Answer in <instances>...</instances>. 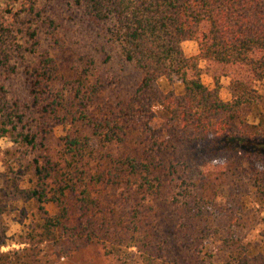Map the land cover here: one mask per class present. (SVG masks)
<instances>
[{"label":"trees","instance_id":"obj_1","mask_svg":"<svg viewBox=\"0 0 264 264\" xmlns=\"http://www.w3.org/2000/svg\"><path fill=\"white\" fill-rule=\"evenodd\" d=\"M76 2L142 76L126 98L95 103L98 84L82 73L68 79L48 51L39 53L29 64L31 104L25 105L39 114L33 129L0 85V138L12 135L35 150L39 136L62 132L53 155L39 152L30 159L29 196L40 214L41 242L61 246L65 234L103 243L112 254L121 233L143 252L141 261L122 257L121 263L211 264L205 261L213 254L208 239H219L212 222L230 206L223 184L210 183L204 165L218 164L223 182L242 179L264 201V0ZM34 4L28 5L37 21L25 31L28 48L14 41L17 49H11L9 23L0 14V68L7 74L24 51L35 52L42 26L55 29ZM185 40L197 43V54L184 53ZM200 60L205 69L230 77L228 100L219 96L217 83H203ZM183 145L195 161L181 157ZM167 188L174 189L167 203L178 218L172 231L160 225ZM47 202L55 206L51 215L43 208ZM235 242L227 264H264V255Z\"/></svg>","mask_w":264,"mask_h":264},{"label":"rangeland","instance_id":"obj_2","mask_svg":"<svg viewBox=\"0 0 264 264\" xmlns=\"http://www.w3.org/2000/svg\"><path fill=\"white\" fill-rule=\"evenodd\" d=\"M31 1L0 0V14L10 25L7 31L12 41L11 49H17L14 41L23 45V48L25 45L29 46L25 31L28 26L33 28L37 25L35 18L28 12ZM35 1L34 5L40 10L41 18L53 19L54 23L51 27L54 26L55 29L42 26L40 45L36 47L35 52L24 51V59L15 61V72L7 74L0 68V85H3L4 94L9 103L16 101L20 105V113L24 115L25 125L31 123V129H33L40 122L39 114L34 110L27 111L25 105L31 104L28 88L29 64L38 59L39 53L45 51L54 57L58 68L68 79L82 73L88 77L87 81L91 84L100 86L94 99L95 103L107 100L117 102L134 92L141 80V72L132 63L124 60L117 45L106 34L105 27L85 16L76 0ZM181 47L186 55L198 53V45L195 41L183 42ZM199 65L203 68L201 73L203 83L208 87H214L217 83L219 96L223 100H228L231 97L230 77L223 75L220 69H205L203 60L199 61ZM158 83L161 88L167 87L165 79H160ZM174 89L179 92L181 87L175 85ZM158 122L155 121L154 126ZM60 135H62L61 130L56 129L46 138L39 136L37 140L40 146L35 150L15 142L12 135L0 138V264H24L21 261L31 257L33 262L30 264H113L116 262L120 264L125 257L132 258L136 262L141 261L143 252L136 245H128L129 240H124L121 233L113 242L112 254L103 243L84 241L65 234L59 238L61 246H55L51 241L41 242L40 214L35 202L29 196L28 178L32 172L30 159L37 156L39 152L53 155ZM180 154L184 159L196 160L192 150L186 145L181 147ZM205 167L208 169L206 174L210 183L214 186L218 183L223 184L221 193L228 195L227 205L230 206L225 214H217L212 222V227L218 231L216 233L219 239L217 237L208 239V245L213 254L206 257L205 261L211 264H227L229 253L236 248V238L240 239L247 249H251L262 257L264 255V201L256 197L242 179L226 178L223 182L222 168L218 164L206 163L204 169ZM217 176L219 178L214 179ZM167 189L166 204L161 205L163 209L160 213V225L172 231L177 227L178 218L176 214H172V209L167 203L174 189ZM234 195L238 198L231 199ZM237 201L238 204H236ZM240 204L241 208H239ZM43 208L49 215L55 211V206L51 202L44 203ZM237 210H239L238 214ZM215 214L214 212L213 217ZM59 247H61L59 253L51 254L52 249L59 251ZM23 248L26 250L22 251ZM27 253L29 256L21 258L19 262L15 261Z\"/></svg>","mask_w":264,"mask_h":264},{"label":"crops","instance_id":"obj_3","mask_svg":"<svg viewBox=\"0 0 264 264\" xmlns=\"http://www.w3.org/2000/svg\"><path fill=\"white\" fill-rule=\"evenodd\" d=\"M183 42H188V40H185V41H183ZM183 42H182V43H183Z\"/></svg>","mask_w":264,"mask_h":264}]
</instances>
